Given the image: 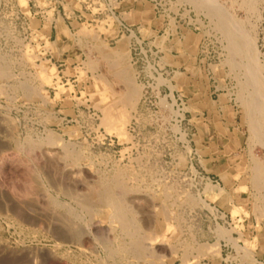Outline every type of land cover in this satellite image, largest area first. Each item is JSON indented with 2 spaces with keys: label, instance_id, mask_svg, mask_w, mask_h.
<instances>
[{
  "label": "rangeland",
  "instance_id": "374dc122",
  "mask_svg": "<svg viewBox=\"0 0 264 264\" xmlns=\"http://www.w3.org/2000/svg\"><path fill=\"white\" fill-rule=\"evenodd\" d=\"M26 1L29 14L19 0H0V64L12 66L0 80V264H144L146 258L145 264H163L150 254L143 263L110 256L109 248L126 238L108 221L92 229L101 213L91 216L76 203L84 188L68 176L70 164L53 161L65 145L83 160L80 178L88 185L123 172L127 205L142 230L177 245L172 251L159 246L164 251L156 254L174 258L166 264H264V190L251 181V167L264 165V146L252 138L241 103L244 71L228 65V41L210 8L200 0ZM245 1L213 0L242 22L262 68L264 0H252L251 8ZM99 48L127 56L125 67L139 90L135 106L124 108L127 140L106 129L87 90L106 79L115 95L125 91ZM26 50L31 63L23 61ZM41 64L55 68L65 91L40 86L35 73ZM21 83L39 87L45 97L16 89ZM51 137L62 145H50ZM30 142L42 148L29 150ZM68 187L76 197L66 195ZM165 193L174 201L169 216L162 209ZM64 223L83 234L73 237ZM166 225H172L168 233Z\"/></svg>",
  "mask_w": 264,
  "mask_h": 264
},
{
  "label": "bare ground",
  "instance_id": "6f19581e",
  "mask_svg": "<svg viewBox=\"0 0 264 264\" xmlns=\"http://www.w3.org/2000/svg\"><path fill=\"white\" fill-rule=\"evenodd\" d=\"M19 1H20L19 5H21L22 11L25 14H29L27 1L26 0H19ZM242 1L243 0H241V2ZM252 3H253L252 0H246L245 1V5H246L247 8H249V6L251 8V6H253ZM200 5L201 6H207L208 9L210 8L209 11H211V13L216 17L215 19H217V21H218L219 30L224 34L225 38L228 41V50H229L228 52L230 54V56H229L230 64H228V65H232V67L234 69L237 68V67H240L244 71L245 81H244V83L242 85L243 86L242 87V91H241L242 94L240 95L241 103L244 106L245 111H246V115H247V119H248L247 121L249 122L252 138L254 140L258 141L260 144H262L264 146V78H263V76L261 74V70H262V68L264 66L261 68V66L257 62V57H256V52H255V48L256 47L254 48L253 39L250 38L248 32L243 27L242 22L240 23L234 17H232L231 15H228L227 12L223 8H221L218 5L214 4L213 0H200ZM240 5H241V3H240ZM243 7H244V5H243ZM243 7L241 6V8H243ZM64 34H65V32L63 30L59 31L60 37H63ZM86 36H88V35H86ZM41 38L44 39L45 37L43 36ZM45 43H47L46 39H45ZM48 44H49V42H48ZM99 50H101V54L103 56V60L110 65V68H112V70H114V75L113 76L116 78V81L121 83L124 86L125 91L122 94L115 95L113 93L114 90H112L109 87L108 83L106 81H104L106 79H104V80L100 79V80H97V82L94 81L95 83H92L91 87H89L87 90L90 93L89 96L91 95V99H92V102H93L94 106H96L97 108L101 109L102 112H103L104 118L102 119V123L106 127V129H108L111 133L117 134L118 137L121 140H127L128 136H127V131H126V125L128 123V114L126 113L127 111L124 110V108L125 109H127V108L129 109V108H133L135 106L136 101H138L137 97H138V93H139L138 91L139 90L137 89V87L133 83V79H132V75L130 73V70L125 67V62H127V61L124 62V56L125 55L124 56H123V54L121 55L120 52H119V54L118 53L112 54L113 52L107 53L109 51L106 52V51H103L100 48H99ZM106 50H108V49H106ZM26 51L27 52H25V56L23 58L24 59L23 61H25L27 63L33 62V61H30L31 57H30V55H28V50H26ZM125 57H127V56H125ZM91 62L93 63V61H91ZM10 64H11V62L8 61V60L3 61L0 64V80L1 79H5L6 77H8L9 73H11L12 70L10 71V66H11ZM92 66H94V65L92 64ZM92 69H93V67H92ZM244 75H243V77H244ZM35 76H36V79H37L36 81L39 82L40 86H48L49 85V86L55 87V89L57 90V94L58 93L60 94L63 91H65V88L59 82V78L57 77L56 70H55L54 67L46 66L44 64H41L40 66L36 67ZM55 80H57V81L55 82ZM14 88H15V86H14ZM16 89L23 91L24 93H26L30 97H34V98L35 97H41V98L45 97L44 94L41 92L39 87L37 88V87H34V86H32L30 84H27V83L19 84L18 86H16ZM67 90H69V89H67ZM54 138H56V137H54ZM54 138L51 137L50 139H48V140H50V142H49L50 145L55 146V147L56 146L58 147V146L62 145V144L59 145L57 140H55ZM58 141H60V139ZM42 145H43L42 143L41 144H37V143L33 144V143L30 142V144H28V146H29L28 149L30 148L29 150H31V149H35V148H42ZM61 147H62V152L58 153V154L56 153L54 158H55V160L57 162L55 160H53L54 163L55 164L57 163L58 165L60 163H62V162L63 163H68L66 165L70 164L71 167H70V170H68L69 171V175L68 176L72 175V179L76 183L75 184L72 181L73 185L75 184L78 187H81V188L83 187L84 190H85V193H82L78 197H76L75 195H73V193H72L73 191L71 192L70 190H68L69 189V187H68L67 190H65L66 195L68 194L70 196L73 195L72 197H76V199H75L77 201L76 203L80 204L81 208L85 212H87L89 214L93 213V212H97V213L100 212L101 213L102 221H95L94 220L95 222L93 223V226H92L93 230L96 231V229L102 228L103 222L104 221H108L109 224H110L109 228H116V227L119 228L121 234L124 236V238H126V240L124 239L125 241L123 240V238H121L122 242H120L117 245L116 248H109L110 256H118L119 258H122V259H126L128 256H130V257L133 256V257H135V258L140 260V259H144V256L146 254H150V255H153L156 258V260L158 259L160 261L159 263L166 264L167 262H171L172 259H174V258L167 259V261H166V260H164V258H166V257H161L158 254H156V252L157 251L158 252H163L164 251V249L162 247H159V246H167L172 251L173 249H176L177 245H173L172 246L170 238L166 237L165 234H163V235H161V234L158 235V233H156V234L155 233L147 234V233H145L142 230L141 224H139L140 222L138 223V221H137L136 215H138V214H135L134 210H132V209H130V207H128L129 204L127 205V198H128L127 196L129 195L128 193H130V190H129L128 186H127L126 178H125L123 172L121 170H118V171L114 172V174L112 176L104 177V178L102 176L101 177H97L92 185H88V183L86 184L85 182H83V181H85V179L82 181L81 178H80V173L82 174V172L85 170L84 168L86 167L85 165L83 166V164H82L83 160H81V157L78 154H76L75 152H73L74 150L72 151L71 149H69L68 146L65 145V146H61ZM52 153H54V152H52ZM52 159H53V156H52ZM86 161H88V160H86ZM254 166L255 167H251V168H254L253 169L254 173L252 172L254 175L250 173L251 177H252V175L254 176V180H251V181H254L253 183L255 184L256 187L264 190V165L257 162V163H255ZM58 170H61V169L59 168ZM63 171H64V169H63ZM92 172H94V171H92ZM64 173L65 172H63V174ZM66 175H67V173H66ZM66 175H65V177H67ZM58 179H59V177H58ZM130 179L133 180V181L137 180V178L135 176H130ZM35 180H38V179L35 178ZM38 183H40V182H38ZM253 183L251 185H253ZM70 185H72V183ZM11 187H12V185H11ZM260 189H259V191H260ZM210 190H212V189H210ZM59 192H61V191H59ZM131 193H132V191H131ZM39 194H41L42 196L44 195L42 191ZM167 194L168 193H165L163 195L164 196V202H162L163 203L162 205L164 206V208H162V209L165 211V213H163V214L164 215L166 214V216L167 215L169 216V215L173 214L170 211V206L173 205L172 202H174V201H170V196L167 195ZM15 197H17V196H15ZM39 197H41V196H39ZM37 198H38V196H37ZM44 198L45 197L43 196V199ZM17 199H19V198H17ZM50 200L52 201V199H50ZM75 200H73V201H75ZM22 201H24V200H22ZM27 201H29L28 198H27ZM46 201L47 200H45V204L46 203L50 204V201H49V203H48V201L47 202ZM57 203L58 202H56V203L54 202V204L58 207ZM15 204L18 207H22L23 202H20V203L19 202H15ZM54 204H53L54 209L58 210L57 207L55 208ZM47 207H49V206H47ZM64 207H66V204H65ZM171 208H172V206H171ZM49 209L50 208H48V211H49ZM59 209H60V207H59ZM150 209H152V208L150 207ZM45 210L47 211V209H45ZM63 210H65V209H63ZM74 211H76V210H74ZM150 213H151L150 215L153 216V218L155 217V219L159 216V214H158V212L156 210H152V211L150 210ZM75 214H74V216H75ZM21 215H23V214H21ZM62 215H60V216L62 217ZM79 215H77V216H79ZM44 216H45V214H44ZM55 216H56V214H55ZM80 216H82V215H80ZM151 216H150V218H151ZM45 217H48V215H46ZM71 218H73V216ZM71 218L69 216V219H71ZM92 218H95V216H93ZM65 220H66V218H65ZM56 221H58V220H56ZM71 224L73 226H75L73 223H64V226L63 225H60V226L65 227L66 230H68L69 233L73 237L79 238L81 236L82 229H79V228H77V229L73 228L72 229ZM37 226H39V225H37ZM171 227H172V225L171 226L170 225H166V229L165 230H166L167 233L171 230ZM149 231L152 232L150 229H149ZM99 232H100V230H99ZM104 232H105V230H104ZM171 232H173V231H171ZM35 235H36V233H35ZM107 236H108V234H107ZM113 239H112V241H113ZM109 242H110V240H109ZM116 244H117V242H116ZM106 245H108V244H106ZM189 247L190 246L186 247L188 253H190V251L193 250L192 247L191 248H189ZM198 250H199V256H200V254H204L203 248L202 249L199 248ZM207 251H210V250H207ZM248 254H250V253L248 252ZM150 255H148V256H150ZM206 255H207V253H206ZM248 258H249V256H248ZM250 258L252 260V257H250ZM114 259H115V257L113 258L112 261H114ZM147 259L148 258L145 259V262H147L146 261ZM129 260H130V258H129ZM134 261H135V259H134ZM142 261L140 260L139 262L143 263ZM145 262H144V264H145Z\"/></svg>",
  "mask_w": 264,
  "mask_h": 264
}]
</instances>
